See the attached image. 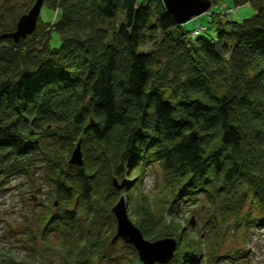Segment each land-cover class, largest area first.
Returning <instances> with one entry per match:
<instances>
[{
    "label": "trees",
    "instance_id": "16d2710c",
    "mask_svg": "<svg viewBox=\"0 0 264 264\" xmlns=\"http://www.w3.org/2000/svg\"><path fill=\"white\" fill-rule=\"evenodd\" d=\"M231 1L256 12L226 19L215 36L193 35L195 27L188 34L162 0H52L58 20L39 16L17 39L2 36L15 26L0 24V192L42 161L65 207L50 211L51 199L31 234L45 240L57 231L64 264L107 256L111 207L122 193L132 210H146L136 218L146 237L175 235L131 187L153 162L171 185V211L200 194L209 231L231 215L246 227L264 224V7ZM22 13L9 14L12 25ZM79 141L82 166L69 163ZM218 232L195 238L182 230L164 264H195L201 245L216 261Z\"/></svg>",
    "mask_w": 264,
    "mask_h": 264
},
{
    "label": "rangeland",
    "instance_id": "374dc122",
    "mask_svg": "<svg viewBox=\"0 0 264 264\" xmlns=\"http://www.w3.org/2000/svg\"><path fill=\"white\" fill-rule=\"evenodd\" d=\"M203 1L208 2V9L205 13L191 18L184 24L188 34L193 27L203 25L205 32L215 36L220 28L226 29L223 24L226 19L239 21L242 20L241 16H248L252 11L256 12L252 3L251 5L249 4L250 6L246 4L234 6L231 0H216V4H213L212 9H210V0ZM34 2L35 0H0V24L8 26L10 29L14 28L16 24L12 25V16L9 14L12 11L19 13L22 10V15L26 14ZM254 4L264 7V0H254ZM50 5H52V0H43L39 12L41 20L51 22L58 20L59 10L51 8ZM230 9L233 11L231 12ZM213 10L215 13L212 12ZM218 21H221V23L219 24ZM30 34L31 31H28L23 36ZM147 47L148 45L144 49ZM51 145L52 143L49 142L47 148L50 149ZM81 152L84 163L82 148ZM46 173L42 166V161H40L29 178L25 176L12 177L0 192V264H4V262L64 264L62 255L65 252L61 248L62 236L57 231L49 233L48 238L45 240H42L39 234L34 240L31 234V232L36 231V227L40 224L38 214L45 211L46 204L51 199L54 200V205L50 207V211L65 207V204L58 202L57 197L52 196L53 190L48 184ZM143 173L144 176H142L140 182L131 185V187L137 189V194H140L137 196L138 203L140 206L147 207L154 215L160 216L162 227L167 230L173 229L175 234L160 236L155 239L146 237L136 219L138 215H146V210L142 213L139 211V214L137 213L138 211L132 210L128 198L122 193L128 218L139 228L144 238L153 241L172 237L176 240L175 252L178 242L181 241V238L177 239V237H180L178 233L182 232V230H186L190 236L195 238H199L202 233L211 238L215 228L218 231L222 229V232H218L215 236L216 238L219 237L215 249L216 254L220 255L217 260L212 261L208 255L206 256L207 248L201 245L205 254L195 264H264V224H255L253 222L249 227L242 223L239 225L235 215H231L227 222H224V220L220 221L218 219V211H214L219 223L214 225L209 231L210 226L203 221L205 219L206 200L202 195L198 194L196 202H183L180 205L179 212L177 210L171 211L170 206L173 199L171 185L163 180L160 165L157 162H153L147 166ZM123 181H126L125 177ZM214 209H216V204L213 206ZM247 210L248 203L243 205L240 215L247 213ZM251 213L254 216L255 211L252 210ZM171 219H176L175 225L172 224ZM111 222L114 224V231L116 232L115 217ZM114 235L115 233L113 232V235L107 241V256L93 260L91 264H142L133 245L126 243L121 237L113 240ZM237 251H241L238 252L240 254H236ZM228 253H230V256H226Z\"/></svg>",
    "mask_w": 264,
    "mask_h": 264
},
{
    "label": "water",
    "instance_id": "95a60500",
    "mask_svg": "<svg viewBox=\"0 0 264 264\" xmlns=\"http://www.w3.org/2000/svg\"><path fill=\"white\" fill-rule=\"evenodd\" d=\"M162 2L174 21L180 24H184L191 18L205 13L209 6L208 2L203 0H162ZM42 3L43 0H35L27 13L18 18L15 29L2 36H9L14 39L25 37L23 35L28 31H32L36 25ZM187 138L189 141L194 142L197 139V132L195 130L189 131ZM69 163L77 166L83 164L80 141L72 149ZM123 184L122 182L120 185H115L117 188H121ZM125 208L124 197L121 195L111 207V212L116 220V232L113 240L121 237L126 243L133 245L138 259L143 264L167 263L173 256L176 240L172 237L153 241L147 240L143 237L139 228L128 218Z\"/></svg>",
    "mask_w": 264,
    "mask_h": 264
},
{
    "label": "built area",
    "instance_id": "2783aa9c",
    "mask_svg": "<svg viewBox=\"0 0 264 264\" xmlns=\"http://www.w3.org/2000/svg\"><path fill=\"white\" fill-rule=\"evenodd\" d=\"M246 5H248V6H250L249 5V3H246ZM231 10V12L233 11L232 9H230ZM255 12L254 11H252V13L251 14H249L248 16H241V19H245V18H248V17H250L252 14H254ZM232 14V13H231ZM205 28L202 26V25H197L194 29H193V31H192V34L193 35H197V34H199V33H201L203 30H204Z\"/></svg>",
    "mask_w": 264,
    "mask_h": 264
},
{
    "label": "bare ground",
    "instance_id": "6f19581e",
    "mask_svg": "<svg viewBox=\"0 0 264 264\" xmlns=\"http://www.w3.org/2000/svg\"><path fill=\"white\" fill-rule=\"evenodd\" d=\"M246 3H248V2H246ZM246 3L241 4V6L244 5V4H246ZM249 4L251 5V3H249ZM204 30H205V29H204ZM204 30H203V31H204Z\"/></svg>",
    "mask_w": 264,
    "mask_h": 264
}]
</instances>
